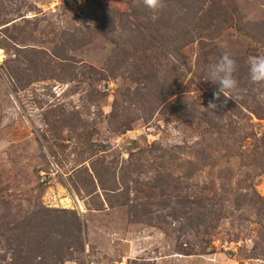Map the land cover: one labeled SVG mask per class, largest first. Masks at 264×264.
I'll return each instance as SVG.
<instances>
[{
	"label": "rangeland",
	"instance_id": "obj_1",
	"mask_svg": "<svg viewBox=\"0 0 264 264\" xmlns=\"http://www.w3.org/2000/svg\"><path fill=\"white\" fill-rule=\"evenodd\" d=\"M215 2L175 60L174 44L126 55L119 31H94L115 11L164 20L132 0H0V215L75 213L83 248L64 264H264V206H251L264 198V86L245 63L264 54V0ZM224 51L240 97L226 103L206 71ZM48 53L71 69L49 71ZM208 209L218 227L193 231L187 217Z\"/></svg>",
	"mask_w": 264,
	"mask_h": 264
},
{
	"label": "trees",
	"instance_id": "obj_2",
	"mask_svg": "<svg viewBox=\"0 0 264 264\" xmlns=\"http://www.w3.org/2000/svg\"><path fill=\"white\" fill-rule=\"evenodd\" d=\"M165 3L166 7L161 11L163 15L160 16L164 20L156 28L148 14L139 15L136 11H130V14L115 11L107 20L101 19L99 27L94 31L102 34L119 31L121 36L117 35V37L121 39V42L116 40L113 42L119 45L116 50L126 51V55L129 51H138L135 48H142L144 52L158 51L160 44H174L175 48L169 49L170 54L176 58L175 60H181L184 48L195 34L203 31L204 26L214 20L211 13L217 12L216 2L215 0H165ZM110 24L114 28H110ZM166 25L174 30V35L162 33L161 30ZM239 31L245 32V29L240 27ZM52 34L56 35V33ZM75 35L80 36L81 39L87 36L83 29L76 31ZM253 55H258V51L255 50ZM125 57L119 59L115 55L112 58V60L116 59L117 72H121V68L125 66ZM46 60L49 71L60 73L71 69L68 65L63 68L61 58L57 55L49 54ZM65 76L66 74H64V80ZM258 201L262 203L261 206H264V198L257 195L251 201V206H255ZM243 207L244 205L241 206ZM257 210L264 215L263 207ZM213 217L214 211L209 209L205 210L200 217L196 211L193 216L187 217L188 225L197 233H200L201 225L210 226L213 231L218 227L216 221L221 220V217H215L213 221ZM208 232V229H205V235ZM82 248V228L75 213L40 207L30 213L21 214L14 213L8 207L5 213L0 215V264H64L72 260L73 255ZM193 250L191 249L187 255L193 254ZM201 252L205 253V248H202Z\"/></svg>",
	"mask_w": 264,
	"mask_h": 264
},
{
	"label": "clouds",
	"instance_id": "obj_3",
	"mask_svg": "<svg viewBox=\"0 0 264 264\" xmlns=\"http://www.w3.org/2000/svg\"><path fill=\"white\" fill-rule=\"evenodd\" d=\"M133 6H143L149 12L155 14L162 11L166 7L165 0H132ZM248 76L252 85L264 86V55L249 56L246 60ZM238 70L237 60L224 51L220 57L213 63L207 66L208 81L218 85V90L214 92V99L219 100L221 95L225 98V103L228 99H239V85L235 78V73ZM217 105L209 102L207 110L214 113Z\"/></svg>",
	"mask_w": 264,
	"mask_h": 264
}]
</instances>
